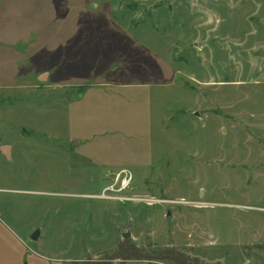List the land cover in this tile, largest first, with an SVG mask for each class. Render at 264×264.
Listing matches in <instances>:
<instances>
[{"label":"rangeland","instance_id":"rangeland-1","mask_svg":"<svg viewBox=\"0 0 264 264\" xmlns=\"http://www.w3.org/2000/svg\"><path fill=\"white\" fill-rule=\"evenodd\" d=\"M0 18V264H264V0ZM121 169L160 202L99 197Z\"/></svg>","mask_w":264,"mask_h":264},{"label":"built area","instance_id":"built-area-1","mask_svg":"<svg viewBox=\"0 0 264 264\" xmlns=\"http://www.w3.org/2000/svg\"><path fill=\"white\" fill-rule=\"evenodd\" d=\"M133 184V174L128 169H121L114 173V182L106 186L102 194L99 196L104 199L114 200L118 202H148L150 204L160 202L154 198H143L139 195H128L127 191L131 189Z\"/></svg>","mask_w":264,"mask_h":264},{"label":"crops","instance_id":"crops-1","mask_svg":"<svg viewBox=\"0 0 264 264\" xmlns=\"http://www.w3.org/2000/svg\"><path fill=\"white\" fill-rule=\"evenodd\" d=\"M18 4H22V3H13V5L16 6V9L22 10L23 7L22 6L21 7H17ZM29 11H30V8H29ZM17 13L21 16V17H17V19H18V21L19 20L21 21L23 19V16H24L23 13L24 12L23 11L22 12L17 11ZM0 20H1V18H0ZM19 29H20V27H18L17 24L15 23L14 31H11V32H9L7 34L5 32H3V33L0 32V55L3 54L5 49H9V53H10V50L14 51L15 53H18L20 51V45H22L23 47H27L28 44H30V43H24V40L22 39L21 31H17ZM10 36H12L14 38V40H15L13 43H10V41L7 39ZM21 40H22V43L20 44L18 41H21ZM15 53L13 54V56L16 55ZM37 77H39L40 80L43 81V82H47L48 81V75L46 74L45 71L41 72V73L39 72L37 74ZM1 86H2V84H0V87Z\"/></svg>","mask_w":264,"mask_h":264},{"label":"water","instance_id":"water-1","mask_svg":"<svg viewBox=\"0 0 264 264\" xmlns=\"http://www.w3.org/2000/svg\"><path fill=\"white\" fill-rule=\"evenodd\" d=\"M3 151L6 153V154H10L9 153V147L8 146H4L2 147ZM131 236V233L130 232H126V233H123V237L124 238H129Z\"/></svg>","mask_w":264,"mask_h":264}]
</instances>
